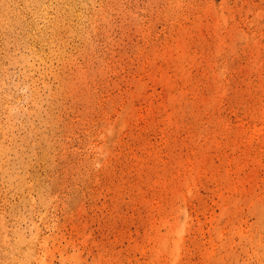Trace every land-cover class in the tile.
<instances>
[{
    "label": "rangeland",
    "instance_id": "1",
    "mask_svg": "<svg viewBox=\"0 0 264 264\" xmlns=\"http://www.w3.org/2000/svg\"><path fill=\"white\" fill-rule=\"evenodd\" d=\"M263 160L264 0H0V264H264Z\"/></svg>",
    "mask_w": 264,
    "mask_h": 264
},
{
    "label": "bare ground",
    "instance_id": "2",
    "mask_svg": "<svg viewBox=\"0 0 264 264\" xmlns=\"http://www.w3.org/2000/svg\"><path fill=\"white\" fill-rule=\"evenodd\" d=\"M58 1V0H57ZM81 1V0H80ZM47 3V2H46ZM49 3V2H48ZM54 3V2H53ZM63 3H65V2H62V4ZM76 3H77V1H76ZM79 3V2H78ZM82 3V2H81ZM86 3V2H85ZM89 3V2H88ZM22 4V3H21ZM31 4V3H30ZM45 4V3H44ZM67 4V3H66ZM80 4V3H79ZM87 4V3H86ZM23 5V4H22ZM26 6V5H25ZM47 6V5H46ZM76 6V5H75ZM77 7V6H76ZM66 8H68V9H71L72 7H71V4H70V2H68V4L66 5ZM86 9H89V7L88 8H86ZM80 10V9H79ZM81 10H82V8H81ZM84 10V9H83ZM51 12V11H50ZM64 14H65V11L62 13V12H59L58 13V16H57V18H56V23L58 22H61L62 23V21H64L65 19H68L71 23H73L74 21H75V23H76V28H79V26H81L83 23H82V15L83 14H77L74 10H70V12H69V14L70 15H67V16H64ZM41 15V14H40ZM53 15V14H52ZM87 15H88V13H87ZM86 15V16H87ZM84 16V15H83ZM89 16V15H88ZM158 16V15H157ZM85 19V18H84ZM86 19L87 20H90L89 18H87L86 17ZM69 25V24H68ZM71 28V27H70ZM68 29V28H67ZM81 30V29H80ZM86 30V29H85ZM84 30V31H85ZM74 31V30H73ZM61 34V33H60ZM81 34V33H80ZM63 37V36H62ZM147 38V37H146ZM45 39V38H44ZM57 40H59L60 41V39L58 38ZM200 46V45H199ZM55 47V46H54ZM167 48V47H166ZM51 51V53L52 54H58V52H60L61 51V49H60V47L59 46H57L56 48H54V49H51L50 50ZM57 70V69H56ZM158 78V77H157ZM39 80V79H38ZM46 86H48V85H45V87ZM49 88V87H48ZM256 139V138H255ZM260 157V156H259ZM264 161V160H263ZM235 164V163H234ZM246 186V185H245ZM182 190V189H181ZM253 196H254V194H253ZM255 201H256V199H255ZM1 202V201H0ZM253 213V212H252ZM72 251V250H71Z\"/></svg>",
    "mask_w": 264,
    "mask_h": 264
}]
</instances>
